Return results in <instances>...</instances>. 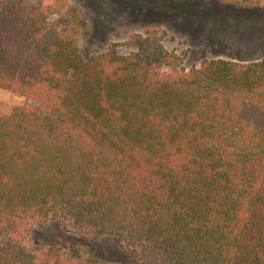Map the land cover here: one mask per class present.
Returning a JSON list of instances; mask_svg holds the SVG:
<instances>
[{"label":"trees","instance_id":"trees-1","mask_svg":"<svg viewBox=\"0 0 264 264\" xmlns=\"http://www.w3.org/2000/svg\"><path fill=\"white\" fill-rule=\"evenodd\" d=\"M84 27L69 0H0V89L26 101L0 112V264H99L34 245L50 220L139 264H264V57L185 69L146 29L83 59Z\"/></svg>","mask_w":264,"mask_h":264},{"label":"rangeland","instance_id":"rangeland-1","mask_svg":"<svg viewBox=\"0 0 264 264\" xmlns=\"http://www.w3.org/2000/svg\"><path fill=\"white\" fill-rule=\"evenodd\" d=\"M69 1L85 22L79 38L83 59L146 29L164 32L163 46L185 55V69L198 67L204 59L252 61L264 57V9L238 12L219 0ZM24 103L22 97L0 89V112ZM29 237L40 247H83L86 257L99 264H139L126 255L116 237L79 236L53 220L36 225Z\"/></svg>","mask_w":264,"mask_h":264}]
</instances>
